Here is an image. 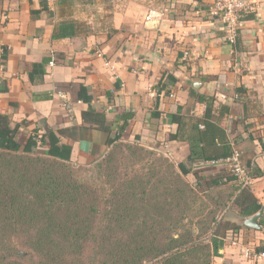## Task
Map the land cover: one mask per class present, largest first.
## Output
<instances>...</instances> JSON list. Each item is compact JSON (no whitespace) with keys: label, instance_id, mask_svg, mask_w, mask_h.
I'll list each match as a JSON object with an SVG mask.
<instances>
[{"label":"crops","instance_id":"crops-1","mask_svg":"<svg viewBox=\"0 0 264 264\" xmlns=\"http://www.w3.org/2000/svg\"><path fill=\"white\" fill-rule=\"evenodd\" d=\"M44 1L48 12L41 11V0H0V115L9 117L12 128L19 125L17 136L81 127L87 109L78 98L83 86L107 122L133 113L123 143L161 153L177 165L186 161L191 127L205 112L197 97H213V122L250 168V188L264 209V0H246L255 17L240 22L238 50L225 41L213 0H80L71 8ZM80 8L83 15L94 11L99 17H73ZM31 11L41 12L32 18ZM68 14L90 32L52 39ZM44 58H50L44 73L30 79L33 65ZM178 112L180 129L169 119ZM61 140L71 146L72 162L96 161L108 150L106 135L95 130L81 129L77 141ZM193 170L202 180L226 181L223 166L201 163ZM186 179L195 185L192 174ZM227 217L241 229L227 235L213 264H264L253 258L264 250V211L259 229L242 225L236 213Z\"/></svg>","mask_w":264,"mask_h":264},{"label":"trees","instance_id":"trees-1","mask_svg":"<svg viewBox=\"0 0 264 264\" xmlns=\"http://www.w3.org/2000/svg\"><path fill=\"white\" fill-rule=\"evenodd\" d=\"M57 1L71 8L80 0ZM40 3L41 11L48 12L45 1ZM41 11H31V17ZM67 17L55 25L52 39L89 33L71 14ZM254 17L250 7L238 22ZM237 32L232 45L236 50ZM6 56L3 49V61ZM49 61L34 64L30 79L42 75ZM78 98L87 105L81 127L32 131L23 147L17 140L19 125L12 128L9 117L0 115V264H213L227 235L235 237L241 229L222 213L231 207L248 218L261 209L251 188L241 189L233 177L202 180L192 173L195 164L227 159L234 150L225 131L213 122V97H197L205 112L191 127L186 161L177 165L165 157L149 163L152 151L122 142L132 112L107 122L92 107L85 87H80ZM169 119L180 129L179 112ZM81 129L104 133L105 146L112 148L88 179L75 169L71 146L61 140L77 141ZM39 145L43 155L37 153ZM190 174L195 185L185 179ZM229 183V193L223 196L221 188Z\"/></svg>","mask_w":264,"mask_h":264},{"label":"built area","instance_id":"built-area-1","mask_svg":"<svg viewBox=\"0 0 264 264\" xmlns=\"http://www.w3.org/2000/svg\"><path fill=\"white\" fill-rule=\"evenodd\" d=\"M213 5L214 7L212 14L216 17H219V19L223 23L225 41L228 44L233 45L238 36L237 30L240 26L238 17L240 13L249 10L250 5L246 0H213ZM151 18H153V13H149L147 15L146 21L148 22ZM67 106L69 107V105ZM202 164L211 166H223L226 169V172H228L229 175L235 179L241 189L250 187V185L252 184L250 168H248L243 163L240 152L235 149L233 150L232 155L227 159L205 162ZM253 258L258 261H264V250L255 253L253 255Z\"/></svg>","mask_w":264,"mask_h":264},{"label":"rangeland","instance_id":"rangeland-1","mask_svg":"<svg viewBox=\"0 0 264 264\" xmlns=\"http://www.w3.org/2000/svg\"><path fill=\"white\" fill-rule=\"evenodd\" d=\"M90 1H92V0H90ZM105 2L107 1V0H104ZM108 2H111V0H108ZM107 3V2H106ZM91 4H95V3H91ZM81 9L82 8H80V12H78V13H76V10L77 9H75L74 11H73V17L75 16H77V17H84V15H87V14H90L91 15V17H93V18H98L99 17V15L97 14V13H94V11H91L90 13H84V15L81 13ZM76 14V15H75ZM102 16L104 15V14H101ZM104 16H108V15H104ZM81 24L83 25V27H87L88 28V31L90 32V30H89V26H86L85 24H83L82 22H81ZM109 30V32H108V34H110V33H112L113 31H112V29L110 30V28L108 29ZM27 135H22V134H19V136H17V140L19 141V143L21 144V146L23 147L24 146V144H25V142H26V140H27ZM125 144H127V143H125ZM39 149L37 150V153L39 154V155H43L44 153H45V151H44V148L43 147H41L40 145H39V147H38ZM143 148V147H142ZM145 149V148H144ZM112 150V148H109L107 151H106V153L104 154V155H102V157H100V158H98L96 161H92V162H89V161H87V162H79V160H77V161H75V162H72V164H73V166L75 167V169H78L79 171H80V174H81V176H83V178L84 179H88V178H91V177H94L95 175H96V171H97V166L99 165V163H101L102 161H103V159H104V157L105 156H107L108 155V153L110 152ZM145 150H147V149H145ZM152 153H154V155L155 156H153L152 157V159H150V160H148V162L150 163L152 160H154V159H156V158H159V157H164L161 153H157V152H155V151H152ZM166 158V157H165ZM170 163H172V164H174V165H176L173 161H170V160H168ZM141 164H138L136 167H135V169L138 171V172H140V169H141ZM101 168V166H99L98 167V169H100ZM192 173H196L195 171H193ZM197 174V173H196ZM224 178H226V179H228V178H231V176L229 175V173L228 172H226V174L225 175H222ZM185 179H186V177H185ZM209 179H211V177H207V178H205L204 180H209ZM186 181L188 182V180L186 179ZM190 183V182H189ZM229 187H231V185L230 184H227L226 186H223L222 188H221V190L223 191V196H226L229 192H228V188ZM217 191L218 190H215L214 191V193L216 194L217 193ZM209 206H210V209H212V205L211 204H209ZM234 214L235 212H234V209L233 208H231L230 207V209L229 210H225L222 214L224 215V217L227 219L228 217V215L230 216V214ZM22 254H24V253H22Z\"/></svg>","mask_w":264,"mask_h":264},{"label":"water","instance_id":"water-1","mask_svg":"<svg viewBox=\"0 0 264 264\" xmlns=\"http://www.w3.org/2000/svg\"><path fill=\"white\" fill-rule=\"evenodd\" d=\"M263 211L264 209L261 208L255 215L242 219V225L248 228L259 229L257 221L259 217L262 215Z\"/></svg>","mask_w":264,"mask_h":264}]
</instances>
